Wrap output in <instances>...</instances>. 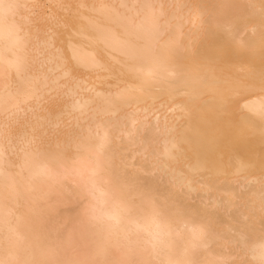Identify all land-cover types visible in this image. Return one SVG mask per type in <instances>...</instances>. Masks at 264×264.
I'll list each match as a JSON object with an SVG mask.
<instances>
[{"label": "bare ground", "instance_id": "1", "mask_svg": "<svg viewBox=\"0 0 264 264\" xmlns=\"http://www.w3.org/2000/svg\"><path fill=\"white\" fill-rule=\"evenodd\" d=\"M3 2L16 7L0 17V51L15 25L28 55L19 73L0 60V259L45 258L34 245L42 217H52V228L72 225L85 188L95 183L99 196L111 180L134 186V212L152 199L179 203L206 225L195 257L204 264H260L264 94L239 84L255 77L258 85L264 69V0ZM139 25L152 27L154 42L171 53L150 68L128 55L143 42ZM63 65L68 80L56 71ZM101 137L104 169L94 176ZM33 142L47 151L52 177L32 187L51 193V207L32 198L28 173L21 176ZM13 182L19 195L9 191ZM136 252L144 261L176 255L143 244ZM126 253L94 245L65 258L103 262Z\"/></svg>", "mask_w": 264, "mask_h": 264}, {"label": "snow or ice", "instance_id": "2", "mask_svg": "<svg viewBox=\"0 0 264 264\" xmlns=\"http://www.w3.org/2000/svg\"><path fill=\"white\" fill-rule=\"evenodd\" d=\"M16 5H5L0 0V17H5L8 11ZM122 8L135 9L137 5H121ZM143 7V6H141ZM147 7H153L151 5ZM163 7V6H161ZM39 26V21L36 22ZM137 31L143 33V42H138L128 53L130 59L143 60L150 68L152 64L166 60L171 53L164 47L154 42V29L139 25ZM20 29L15 25L10 30V35L14 37L11 43H5L0 51V60L14 65L19 73L23 68V61L28 55L26 47H22L19 37ZM50 31L54 30L50 28ZM50 48L56 50V37L53 34ZM51 63V59L48 61ZM57 72L63 74V79L71 77V70L66 66H60ZM54 75L51 71L45 74V81L49 76ZM53 85L59 84V78L51 81ZM47 83L45 87H47ZM240 87L250 90H258L264 94V69H262L259 82L255 77L247 81H241ZM229 98H222V103L227 104ZM8 102L7 100L5 101ZM260 115L264 117V99L261 100ZM97 153L94 176H100L104 169L103 152L104 138H100V143L95 146ZM47 151L42 144L30 143L26 149L25 164L22 168L21 176L28 173L26 179L29 185L28 191L34 200L48 202L51 207V193L32 187L36 181H40L47 174L52 177L51 170L47 166ZM14 181V178H13ZM110 187L106 188L98 196L97 185L93 183L91 188H85L83 197L87 201L82 214L72 224H64L55 228L49 227L48 220L41 219V224L34 230V245L38 252L45 253V258L31 259H0V264H204L202 260L196 259L197 249L202 245L209 235L207 226L197 220L186 208L179 203H160L152 199L147 207H141L134 212L132 204L135 196L131 194L136 191L134 186L127 188L121 186L118 181H107ZM54 186V185H53ZM21 185L13 182L9 191L20 194ZM133 228L135 231H133ZM190 236V239H185ZM54 240L55 244L51 243ZM82 242H85L82 245ZM115 244L117 247L127 248L126 258L105 260L97 262L95 260H79L65 258L70 249H79L82 246L88 248L94 245L108 246ZM143 244L145 250L150 246L153 254L158 251L176 253L175 258L166 261H144L137 258V246ZM183 244L182 250L179 246ZM260 264H264V244L261 245Z\"/></svg>", "mask_w": 264, "mask_h": 264}]
</instances>
